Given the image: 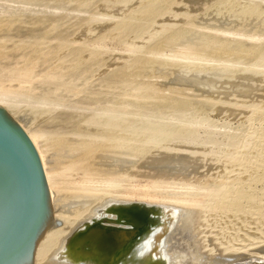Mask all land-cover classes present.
I'll return each mask as SVG.
<instances>
[{
	"label": "bare ground",
	"instance_id": "1",
	"mask_svg": "<svg viewBox=\"0 0 264 264\" xmlns=\"http://www.w3.org/2000/svg\"><path fill=\"white\" fill-rule=\"evenodd\" d=\"M123 1L119 0L118 4ZM144 1L148 0H136L130 4L123 2L124 5H120L133 9ZM235 1L171 0L172 4L169 5L172 6L168 9L172 14L167 18L168 21L172 18V21L177 11L182 10L188 13L209 10V13L217 12L216 22L210 19L215 24L211 23L208 27L205 24L204 27V31L207 28L213 34L209 30L206 34L228 37L222 39L223 41H228L231 36H236V39L243 37L250 47H256L260 43L257 46L258 52L254 53L256 48L252 50L255 55H251V59L247 58V55L242 58L244 54L252 53L247 51L251 48L239 49L238 42H243L240 38L236 41L235 37L231 40L238 43V48L232 49L225 46H229L227 42L213 37V40L222 41L225 44L223 46L230 48V51L224 47L219 48V51L223 48L227 53L222 57V54H216L214 57L218 52V48H215L217 46L213 47V50L217 49L215 53H212L211 47L209 55H203V49L201 53H197V50L201 49H198L194 42H188L189 40L172 45L169 53L150 52L153 56L162 58V69L161 65L153 69L155 74L162 73V78L166 79L167 83L162 86L169 88V92L179 89L188 97H194L197 103H191L194 106L192 109L198 111L199 108L206 115L200 110L199 114L195 115L182 113L179 108L185 103H180L179 108L177 103L162 107V117H152L130 103L132 93H122L121 99L117 98L99 106L97 104L98 107L89 113L92 116L81 122V132L75 133L74 137H83L81 139L84 142L77 149V143L72 142L75 147L71 144L70 153L66 151L68 147L62 150L61 155L68 158L59 169L51 168L46 161L40 143L41 131L37 133L35 130L38 129L31 130L27 126L28 118H19L17 115L14 117L37 151L50 193L52 221L60 222V226L43 234L36 246L33 264H74L68 262L64 256L68 240L98 212L114 203L167 207L178 211L175 224L160 248L152 257L139 264H264V160L261 161L264 157V137L259 138L251 129L244 135L222 133L207 117L214 112L217 118L226 116L235 119L248 113L246 109H252L255 113V109L261 108L263 105H260L264 102V46L262 48L260 42L264 36V25L258 21L259 17L264 19V10L260 8L262 6L249 5L246 1L243 5L241 1ZM121 14L122 12L119 15ZM179 14L177 16L181 18L182 14ZM185 16L183 14L184 18ZM230 17L236 20L229 22L232 19ZM167 18L162 22H167ZM248 18H252L251 23L256 19L257 24L252 26ZM103 19L100 18L102 23L105 21ZM196 19L200 22V19ZM199 26L197 25L196 29ZM240 28H245V31L242 33ZM239 31L242 34H238ZM83 33L85 35V32ZM197 37L198 40L201 39V36ZM244 42L246 44V41ZM232 43L233 41L231 45ZM255 43L257 45L253 46ZM137 49L138 47L127 45L122 49V53L135 55ZM242 59L249 60L243 62ZM163 69L166 71L163 72ZM32 70L30 67L18 70L14 67L15 73L12 71L10 79L21 87L33 78ZM2 84L0 81V85ZM2 88L0 106L14 114L16 109L14 110L9 98L14 90L9 87H6L9 90ZM172 105L176 106L175 109ZM195 105L198 108H195ZM190 107L188 109L192 110ZM134 117L140 118L142 123L137 126ZM80 140L74 142L80 144ZM81 152L85 156L88 155L89 159L92 158L91 166L79 167V164H82V160L78 159L82 155ZM256 163L259 165H255ZM250 165L256 166L255 171ZM216 214H220L221 219H215ZM252 250L255 252L247 254L250 255L248 258L246 252Z\"/></svg>",
	"mask_w": 264,
	"mask_h": 264
},
{
	"label": "rangeland",
	"instance_id": "2",
	"mask_svg": "<svg viewBox=\"0 0 264 264\" xmlns=\"http://www.w3.org/2000/svg\"><path fill=\"white\" fill-rule=\"evenodd\" d=\"M135 1L124 0L123 2L124 4H130V2L134 3ZM237 1H241L242 5L246 1V4L250 3L249 5L262 6L260 8L264 10V4L262 3L264 0H236L235 2ZM123 2L120 4L122 5ZM118 3L119 0H0V81L3 83L0 86H5V88L1 87L2 90H9L10 88L14 90V93L9 98L12 101L14 110L16 109L14 114L6 111L13 118L16 115L19 118H28L26 119L29 121L27 126L31 130L38 129V131L35 130L37 133L41 131V147L47 163L53 169H59L67 161L68 157L61 155L62 150H66L68 147L69 149L66 151L70 153V148L72 146L75 147L73 143H77V149L84 142L81 139L83 137L75 139L74 136L75 133L81 132V122L92 116L90 115L92 109L106 102L117 100V98L121 97L122 93H132L133 96L130 98V103L134 107L147 112L152 117H162V107H167L170 104L176 105L178 103L176 106L179 108L180 103L182 105L185 103L188 107L191 106V109L194 108L191 104L192 102L197 103L194 97L190 95L188 97L183 92H180L181 90L179 89L178 91L169 92V88L162 86V84L167 83L166 79L162 78V73L155 74L153 72L156 66L161 65L162 69V58L155 55L156 59L150 52L166 53L165 51H168L167 53H169L172 50L170 47L186 43L189 40L188 42H194L198 49H201L197 50V53L198 51L201 53L203 49L202 53L205 50L203 55H207L208 52H211L212 48V53L218 51L214 57L217 56L216 54H222V57L227 53L223 48L219 51L220 47H224L225 50L230 51V48H238L239 43L241 46H239V49L248 47L251 50L244 49V51L252 52L256 48L254 51L256 53L257 46L260 45V43L258 45L255 43L253 46L257 45L256 47L247 46L250 44H247L246 38L243 37L244 40L238 37L243 44L238 38L239 42L237 43L236 36H231L232 38L235 37V42L229 37L230 40L228 39V41H233L231 45V42L222 40L228 37L213 36V33L207 28L204 31L206 25L208 27L211 23V25L215 24L213 22L217 20V12L209 13V10V12L197 11L198 13H188L182 10L180 12L177 11V15L178 13L182 14L181 18L175 15L177 18L174 17L172 21V18H169L168 21L167 17L172 14L171 10L168 9V7L171 8L170 6H172L169 5V3L172 4L171 0H148L133 9L129 8V6H121ZM121 12L122 14L119 15ZM183 14L186 15L185 18ZM99 17L104 18L103 20L105 21L109 20L102 23V19L100 20ZM166 18L167 22H162L164 19L166 21ZM178 18L182 21L178 20ZM196 18L200 19V22ZM219 18L220 16L218 15ZM230 18L232 19L229 22L236 20L234 17ZM92 19L95 21L93 22ZM251 19L248 18L247 20L251 23ZM258 19L264 25V19H261V17ZM255 20L251 23L252 26L253 24H257L258 21ZM246 24L248 25L247 22ZM197 25L204 26L201 28L199 26L196 29ZM247 28L249 29V27ZM192 29L199 32L196 31L195 33ZM201 29H203L202 33ZM243 29H241L242 33L245 31V28ZM208 30L212 33L207 32L211 37L206 34ZM83 32H85V35ZM237 33L239 34L241 31ZM207 35L208 37H206ZM197 36H201V39L199 38L198 40ZM213 37L215 39L219 37V40H222L224 43L227 42L229 46L225 45L222 41L213 40ZM206 38L210 39L206 41ZM200 40L203 41V44H201L202 41ZM244 41H246V44H244ZM211 42L213 43L211 44ZM260 42L261 47L264 46V43H262L264 42V36ZM127 45L138 47L136 52L138 53V50L140 52L138 54L135 52L137 55L135 53V55L133 53L131 55H128L130 53H122L124 52L122 49ZM208 45L210 46L208 47ZM223 45L230 48L228 49ZM213 47L218 48V50H213L215 49ZM261 47L259 46L258 49H261ZM221 50L224 52H221ZM6 52L7 54L5 55ZM203 55L201 56L202 58H204ZM246 55L247 58H250L255 54L248 52V54H244V57H241L246 58ZM218 57L220 56L218 55ZM248 60L242 59L241 61L246 62ZM14 67L17 70L22 67H30L33 69L32 75L37 76L36 78L33 76V80L31 79L29 83L21 85V88L16 81L10 79L13 72L15 73L16 71H13ZM163 70L161 72L166 71L165 69ZM51 78L54 79L53 82ZM162 79L164 80L162 81ZM6 87H9V89ZM190 97L191 100H189ZM186 101L188 102L186 103ZM189 102L190 104H188ZM185 105H180L179 111L181 109L182 113L199 114L200 109L196 105L195 108H198V111L196 109L190 110ZM92 106L93 108H91ZM176 106H174V109ZM183 107L187 108L184 109ZM260 107L255 109V113L252 109H246V112H248L245 114L246 116L244 115L235 119L227 118L226 116L217 118L218 116L214 112L208 114L207 117L218 126L217 129L222 133L244 135L247 130L251 129L259 138L263 139L264 102L261 103ZM257 110L259 111L257 112ZM200 112L204 111L200 110ZM250 113L253 114L251 115ZM202 114H205V112ZM136 118L134 117V121L138 126L142 121H140V118H137L139 120L137 122ZM14 119L16 120V118ZM76 140H80V144L79 142H74ZM71 144L73 145L71 146ZM82 147H84V144H82ZM83 154L78 157V159L82 160V164H79V167L85 168L88 165L91 166L92 158L89 159L88 155L85 156ZM263 160L264 157L261 161ZM255 165L259 164L256 163ZM250 167L255 171L256 166L252 167L250 165ZM262 180H264L263 176ZM262 206L264 207V203ZM215 219H221V215L216 214ZM253 238L255 237L253 236ZM252 251L246 252L248 258H250V253L255 252L254 250ZM247 254L250 255L248 256Z\"/></svg>",
	"mask_w": 264,
	"mask_h": 264
},
{
	"label": "water",
	"instance_id": "3",
	"mask_svg": "<svg viewBox=\"0 0 264 264\" xmlns=\"http://www.w3.org/2000/svg\"><path fill=\"white\" fill-rule=\"evenodd\" d=\"M177 209L114 203L68 240L74 264H139L152 257L175 224ZM52 221L50 193L37 151L20 124L0 106V264H33Z\"/></svg>",
	"mask_w": 264,
	"mask_h": 264
}]
</instances>
